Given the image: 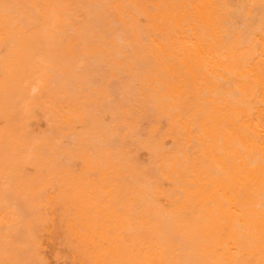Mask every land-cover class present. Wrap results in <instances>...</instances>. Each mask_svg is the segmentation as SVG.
<instances>
[{
  "label": "bare ground",
  "instance_id": "1",
  "mask_svg": "<svg viewBox=\"0 0 264 264\" xmlns=\"http://www.w3.org/2000/svg\"><path fill=\"white\" fill-rule=\"evenodd\" d=\"M0 230V264H264V0H0Z\"/></svg>",
  "mask_w": 264,
  "mask_h": 264
},
{
  "label": "rangeland",
  "instance_id": "2",
  "mask_svg": "<svg viewBox=\"0 0 264 264\" xmlns=\"http://www.w3.org/2000/svg\"><path fill=\"white\" fill-rule=\"evenodd\" d=\"M118 30V29H117ZM89 70H90V74L92 75V74H94L95 76H96V78H97V80L99 79V81H104L105 79H107V77H108V71H107V69H106V67L104 66V65H102L101 67H97V68H89ZM91 75H90V79H91ZM92 79H94V78H92ZM91 81H93V80H91ZM94 82H96V80L94 81ZM115 83V84H114ZM118 84V82H112L111 84H110V87H112V88H116L117 90H119L118 88H119V86L117 85ZM117 86H118V88H117ZM116 89H113V91L114 92H111V95H112V97L113 96H115L114 98L116 99V101L119 99L117 96H118V94L116 93ZM118 98V99H117ZM120 99H121V97H120ZM76 133L77 134H80V130H78V131H76ZM117 141L118 140H116V143H117ZM63 142L65 143V146L67 147V148H70V147H72L73 146V142H74V138H71V137H65L64 139H63ZM96 143H97V141L96 140H94V141H92V143H91V146L92 147H94L95 145H96ZM115 143V144H116ZM143 156V157H142ZM139 158H140V161L142 160H144L145 161V158H146V156H144V152H141L140 154H139ZM142 158V159H141ZM12 196V195H11ZM11 198V197H10ZM11 199H13L12 201H14L15 200V197L14 196H12V198ZM16 201V200H15ZM17 203V202H16ZM22 203H24V202H22ZM21 203V204H22ZM25 204V203H24ZM19 206H21V205H19ZM24 206V205H23ZM21 208V207H20ZM23 208H25V207H23ZM23 208H21L22 209V211H23V214H24V216L25 217H29V215L27 216V214L26 213H24V212H27V213H29L30 212V210L28 211H24L23 210ZM26 214V215H25ZM30 214V213H29ZM25 231V230H24ZM23 232V231H22ZM22 232H20V233H22ZM19 233V236H21V234ZM25 233V232H24ZM18 235H17V237L16 238H18L19 237ZM25 237V234L23 235V233H22V238H21V240H19L20 239V237H19V241H21L22 242V239H23V241H27V237L26 238H24ZM24 239H26V240H24ZM5 241H6V239H5V237H4V235H3V233H2V231L0 230V256H3V258H6V257H8V247L5 245ZM40 251L42 252V253H40V255H41V257H40V255H39V257H38V261L39 262H41L40 261V259H44L41 263H43L44 262V264H50V263H52V264H54L55 263V261H52L54 258H53V256L52 255H50L49 256V254L48 253H45V256H46V259H48V260H51V261H48L47 262V260H45V256H44V252H43V249H40ZM24 252H26V251H24ZM27 254H29L28 253V251H27ZM23 255V254H22ZM51 258H53V259H50L48 256ZM27 256V258H28V255H26ZM48 257V258H47ZM25 258V257H24ZM0 262H1V260H0ZM59 263V262H58ZM61 263H64V262H62L61 261ZM39 264V263H38ZM57 264V263H56ZM60 264V263H59Z\"/></svg>",
  "mask_w": 264,
  "mask_h": 264
}]
</instances>
